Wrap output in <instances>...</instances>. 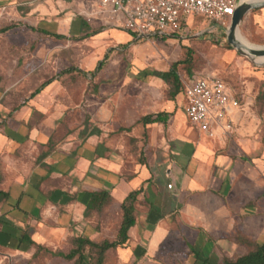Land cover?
Wrapping results in <instances>:
<instances>
[{"label": "crops", "instance_id": "0c3cea01", "mask_svg": "<svg viewBox=\"0 0 264 264\" xmlns=\"http://www.w3.org/2000/svg\"><path fill=\"white\" fill-rule=\"evenodd\" d=\"M252 19L264 37V7ZM98 25L115 28L94 32ZM3 27L10 28L0 33V42H8L0 44L1 246L68 253L76 236L114 240L121 204L133 191H140L136 223L105 264H155L175 220L186 230L190 264H201L198 254L212 264L235 260L248 251L238 236L264 242V151L235 158L227 137L211 138L191 127L179 101L181 76V91L171 99L169 85L153 74L120 83L96 80L109 53L91 75L80 67L42 72V56L72 40L131 42L121 16L93 0H0ZM73 85L81 91L72 93ZM176 98L182 109L174 115ZM242 110L241 104L235 129ZM158 114L159 121H141ZM123 133L139 148L132 160L122 152ZM103 191L110 198L102 210L88 208L91 193ZM110 208L116 221L108 217ZM24 235L33 244L21 242ZM62 242L69 245L66 252ZM214 252L221 261H214Z\"/></svg>", "mask_w": 264, "mask_h": 264}, {"label": "rangeland", "instance_id": "374dc122", "mask_svg": "<svg viewBox=\"0 0 264 264\" xmlns=\"http://www.w3.org/2000/svg\"><path fill=\"white\" fill-rule=\"evenodd\" d=\"M76 5L74 3L73 7ZM258 10L254 9L244 17L240 34L251 44L264 45V37L253 29V14ZM183 24L184 30L177 35L154 36L150 40H135L132 36V41L127 43L128 45L119 44L113 38L107 37L103 40L96 37L75 39L66 43V48H57L56 51L42 56L41 70L55 73L64 67H80L89 70L91 75L98 63L109 53L104 68L96 71L95 79L120 83L126 79L148 78L153 70H165L172 63L180 61L182 63L177 70L184 81L192 73L218 75L240 97L243 110L238 118L237 131L227 137V141L233 144L230 151L234 157L264 151V66L256 65L239 54L229 45L223 32L195 36L196 32L207 27L203 16H189ZM113 28L115 27L98 25L93 27V31L108 32ZM0 44L6 45L8 42L3 41ZM113 46H117L116 49ZM70 87L72 93L81 91L77 85ZM180 95L182 96L179 101L183 103V92ZM175 104L174 115L182 109L177 98ZM75 119L79 118L72 120L74 124L77 123ZM180 122L186 124L185 118H181ZM123 134L126 137L121 139L122 152H125L126 160H132L134 154L139 153V148L128 140L125 133ZM255 143L260 146L258 149H255ZM110 209L108 217L111 221H116V214L112 212V208ZM174 224H170L168 243L161 248L156 260L153 261L155 264H190L188 255L191 248L185 244L188 243L186 230L180 227L176 220ZM232 237V234H229V239ZM68 247L69 245L64 242L59 246L65 250L64 252ZM211 255L216 257L214 261H221L215 252ZM108 262L118 264L117 260ZM72 263L45 250H39L34 254L29 247L9 249L0 245V264Z\"/></svg>", "mask_w": 264, "mask_h": 264}, {"label": "built area", "instance_id": "2783aa9c", "mask_svg": "<svg viewBox=\"0 0 264 264\" xmlns=\"http://www.w3.org/2000/svg\"><path fill=\"white\" fill-rule=\"evenodd\" d=\"M102 10L121 16L123 28L135 40L177 35L185 19L201 15L207 27L195 33L215 34L231 22L238 0H93ZM225 34V32H223ZM183 109L188 124L213 138L230 136L236 125L240 97L218 75L194 73L184 82ZM172 188V185H168Z\"/></svg>", "mask_w": 264, "mask_h": 264}, {"label": "trees", "instance_id": "16d2710c", "mask_svg": "<svg viewBox=\"0 0 264 264\" xmlns=\"http://www.w3.org/2000/svg\"><path fill=\"white\" fill-rule=\"evenodd\" d=\"M11 27V26H10ZM10 27H3L0 29V33L6 31ZM42 34L49 35L55 38H62L57 33H51L47 31H41ZM182 62H174L168 71H153V75L162 78L169 85L168 95L171 99H174L181 91V80L178 73V66ZM99 64L98 69L101 67ZM75 67H70L63 73H71L75 71ZM47 83V82H46ZM45 85V84H44ZM42 85V87L44 86ZM160 120V114L155 118L152 116H145L142 118L144 124L153 123ZM140 191H133L124 199L121 204V221L117 236L114 240L104 239L99 242L92 241L83 236L73 237L71 240L72 248L68 253L60 251H53L47 247L36 245L34 254L39 250H45L50 252L52 255L61 256L67 261H72V264H105L108 254L111 250H116L119 246L124 245L129 239V230L135 225V202ZM110 196L107 192H95L91 193L88 208L101 211L104 205L109 200ZM27 240L33 244L32 240L24 235L20 239L21 242ZM238 241L245 244L248 247V251L237 257L235 260L225 259L221 264H264V242H253L243 236H238ZM198 260L201 264H212L208 259L197 255Z\"/></svg>", "mask_w": 264, "mask_h": 264}, {"label": "water", "instance_id": "95a60500", "mask_svg": "<svg viewBox=\"0 0 264 264\" xmlns=\"http://www.w3.org/2000/svg\"><path fill=\"white\" fill-rule=\"evenodd\" d=\"M262 7H264V0H238L230 25L224 30L229 45L259 66H264V62L259 60L264 57V45L255 46L246 41L240 34V26L250 11Z\"/></svg>", "mask_w": 264, "mask_h": 264}, {"label": "bare ground", "instance_id": "6f19581e", "mask_svg": "<svg viewBox=\"0 0 264 264\" xmlns=\"http://www.w3.org/2000/svg\"><path fill=\"white\" fill-rule=\"evenodd\" d=\"M247 41V40H246ZM250 43V42H249ZM253 45V44H252ZM255 46H257V45H255ZM260 61H262V62H264V57L263 58H261V59H259Z\"/></svg>", "mask_w": 264, "mask_h": 264}]
</instances>
